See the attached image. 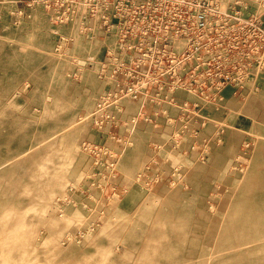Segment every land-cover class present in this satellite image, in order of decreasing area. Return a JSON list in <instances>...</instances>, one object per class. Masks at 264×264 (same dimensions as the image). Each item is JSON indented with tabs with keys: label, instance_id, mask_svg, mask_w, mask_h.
I'll use <instances>...</instances> for the list:
<instances>
[{
	"label": "rangeland",
	"instance_id": "rangeland-1",
	"mask_svg": "<svg viewBox=\"0 0 264 264\" xmlns=\"http://www.w3.org/2000/svg\"><path fill=\"white\" fill-rule=\"evenodd\" d=\"M101 10L0 0V264H264V68L122 95L134 38Z\"/></svg>",
	"mask_w": 264,
	"mask_h": 264
},
{
	"label": "built area",
	"instance_id": "built-area-1",
	"mask_svg": "<svg viewBox=\"0 0 264 264\" xmlns=\"http://www.w3.org/2000/svg\"><path fill=\"white\" fill-rule=\"evenodd\" d=\"M98 2L134 38L136 57L118 81L122 95L185 89L214 97L264 68V0Z\"/></svg>",
	"mask_w": 264,
	"mask_h": 264
},
{
	"label": "crops",
	"instance_id": "crops-1",
	"mask_svg": "<svg viewBox=\"0 0 264 264\" xmlns=\"http://www.w3.org/2000/svg\"><path fill=\"white\" fill-rule=\"evenodd\" d=\"M19 1H21V0H19ZM229 91V90H228ZM176 97H180V98H184L183 96H181V95H176ZM175 110H177L176 108H174ZM175 110H174V115H175ZM177 113V112H176ZM171 115L173 114V111H171V113H170ZM156 157H155V159H154V163H156V162H160V158H161V154L159 153V152H156V155H155ZM163 175V174H165V172H163L162 171V174H160V173H158L156 170H155V168H153L151 171H150V175H148V177H151V176H154V175Z\"/></svg>",
	"mask_w": 264,
	"mask_h": 264
},
{
	"label": "bare ground",
	"instance_id": "bare-ground-1",
	"mask_svg": "<svg viewBox=\"0 0 264 264\" xmlns=\"http://www.w3.org/2000/svg\"><path fill=\"white\" fill-rule=\"evenodd\" d=\"M52 195V194H51ZM55 212V211H54Z\"/></svg>",
	"mask_w": 264,
	"mask_h": 264
}]
</instances>
